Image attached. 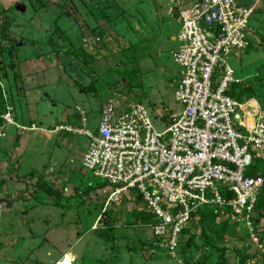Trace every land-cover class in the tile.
Masks as SVG:
<instances>
[{
    "label": "rangeland",
    "instance_id": "374dc122",
    "mask_svg": "<svg viewBox=\"0 0 264 264\" xmlns=\"http://www.w3.org/2000/svg\"><path fill=\"white\" fill-rule=\"evenodd\" d=\"M91 1L96 0H0L1 80L9 76L7 82H14L13 86H16L13 76L17 79L20 72L18 48L20 52L23 50L28 54L35 52L31 63L37 64L44 52L55 56L64 51L76 52L90 42L92 48L89 51L96 52L99 56L109 47L114 53L110 57L114 65L136 58L135 63H129L128 70L119 72L115 77L118 82L123 77L122 86L118 89L120 96L128 102L145 104L144 107L150 110L149 116L154 129L163 131L167 125L163 119L168 111L180 108L173 99V87L179 68L171 58V51L178 45L171 37L179 27L175 23H167L169 18L164 19L166 8H163L161 19H152L151 25L147 23V27H140L139 33L135 34L129 24L123 23L122 33L125 35L122 39L109 40V36L102 37V34L97 35L100 37L97 38L91 31L96 26V11L88 7ZM115 1L122 7L130 5L129 0ZM185 1L187 4L195 0ZM133 2L139 4V0ZM236 2L249 8L255 0ZM18 6L24 7L25 11L22 12V8ZM137 8L142 18L150 22L146 3L139 4ZM86 12L93 17V20L87 18L88 25L85 24V16L83 19ZM6 15L11 21L8 30L3 29ZM137 19H140L139 15ZM100 26L99 23L98 27ZM249 32L250 47L228 59L234 76L241 80L239 85L230 87V95L239 102L250 96L264 108V8H255L253 11L249 20ZM141 36L155 40L146 51L148 57L145 63L140 62L138 52H129L127 47L139 46L145 41ZM130 39L131 42L128 43ZM19 43L26 45L18 47ZM95 43L98 45L93 46ZM110 58L105 59L104 66L111 64L107 61ZM45 61L49 62L48 59ZM55 66L58 70L59 66ZM8 68H11L9 73ZM70 76L62 73L57 89L55 86H50L45 92L42 91L44 89H39L38 95L33 89L26 97L27 104L21 103V107L17 106L18 103L15 104L19 116H31L28 121H35L33 117L37 115L41 130L23 133L21 136L13 132L10 133L12 138L1 139L5 141L0 144V264H59L64 256L70 264H264V212L257 224L251 216L250 229L246 228L247 225L236 224L234 230L224 235H221L222 229L230 225L229 222L233 223L229 215H219L221 218L215 219V222L203 221L192 230L193 234L190 230L192 241L182 239L178 249L180 251L185 247V251L172 255L162 243L155 241L150 227L141 224V218L146 212L134 194L126 195L122 203L108 207L111 211L109 227L112 228L110 236L113 241L107 243L94 234V230L98 228L96 221L104 208L100 201L108 194L107 188L105 191H94L82 203H71L68 207L61 206L66 204L65 200L60 204L37 189L39 183L36 178L40 177L56 190L63 191L66 197L73 198L98 181L103 182L80 167L87 147L85 137L71 139L64 133H52L56 126L70 125L77 120L76 107L85 111L80 105L79 92L69 82L71 80L75 83ZM101 85L104 87V84ZM5 91L8 93L7 89ZM97 91L102 92V87H98ZM67 92L71 93L72 99L68 98ZM45 94L53 99L52 102L42 99ZM18 97L14 101H24V98ZM39 98L42 100L32 106L31 103ZM2 99L4 100L3 90ZM11 106L16 108L13 103ZM73 116L75 120L72 119ZM22 122L25 123L23 120ZM76 122L78 124V120ZM23 123L21 124L28 125ZM92 123H88L89 131L91 125H94ZM13 130L11 128L8 131ZM29 172H33L31 178H22ZM101 222L102 220L97 223ZM81 237L84 241L79 242ZM93 244L95 248L87 250L90 261L87 263L84 259L81 260L83 246L87 248ZM102 247H106L107 253L101 256L99 253ZM79 250L82 252L80 259Z\"/></svg>",
    "mask_w": 264,
    "mask_h": 264
},
{
    "label": "built area",
    "instance_id": "2783aa9c",
    "mask_svg": "<svg viewBox=\"0 0 264 264\" xmlns=\"http://www.w3.org/2000/svg\"><path fill=\"white\" fill-rule=\"evenodd\" d=\"M252 14L236 0H195L180 12L172 54L180 69L173 90L180 111L163 132L154 129L143 106L131 104L97 131H89L84 120L81 129H56L85 137L82 170L112 188L103 211L122 196H139L155 221L149 225L155 241L172 255L204 208L250 229L264 188V177L254 175L264 166V109L230 95L239 82L228 59L249 48ZM0 120V130H34L16 125L10 107ZM59 264L70 262L64 256Z\"/></svg>",
    "mask_w": 264,
    "mask_h": 264
},
{
    "label": "crops",
    "instance_id": "0c3cea01",
    "mask_svg": "<svg viewBox=\"0 0 264 264\" xmlns=\"http://www.w3.org/2000/svg\"><path fill=\"white\" fill-rule=\"evenodd\" d=\"M130 1V5L129 6H120L119 4H117V2L115 0H96V1H91L90 4L88 5L89 8H94L96 11V20L94 19V21H96V26L95 29H92V33H94L96 36L99 34H102L103 36H109L108 39L109 40H118V39H122L123 35H125L124 33H122V28H123V23H126L127 25L129 24L131 26V30L136 34L139 33L140 31V27H147V23H149L151 25L152 19H161L162 16V12H163V8H166V16H164V19L169 18V21H167V23L169 25L172 24H177V26L179 27L177 29V32L174 36L171 37V40L175 43H177V35L179 33V30L181 28V23H180V19H179V14L182 10L187 9L188 7H190L192 5V2H188L186 4L187 1L185 0H139V4L141 3H146L147 5V13H148V17L151 18V21L148 22V20L146 18H142L140 11L138 10V6L139 4H135L133 1L134 0H129ZM182 1V2H181ZM264 0H255L254 4L252 6H250L249 8L246 6H242L248 9H252L253 11L255 10V8H259L260 10H262L264 8ZM258 10V9H256ZM25 11V10H24ZM138 15L140 16V19L138 20L137 17ZM85 16V19H84ZM93 20V17L86 12L83 15V19L85 20V24L88 25V19ZM88 18V19H87ZM99 23L101 24L100 28L98 27ZM104 27V29L102 28ZM98 28V29H97ZM95 30V31H94ZM109 31V32H108ZM110 36H113V38H111ZM117 36V37H116ZM93 37V36H92ZM90 37V38H92ZM143 39H145V41H143L139 46L136 47H132L133 45H128V49L129 52L132 50L133 52H138L139 56L141 57L140 62H146V58L148 57L146 54V51L148 50L149 45L152 43H154V41H151L149 37L147 36H141ZM89 38V39H90ZM97 38H100L97 36ZM125 39H127L126 37H124ZM149 38V40H148ZM89 39L87 41H89ZM128 40V39H127ZM84 41V40H83ZM34 42H37L34 39ZM131 42L128 41V43ZM31 44V43H29ZM84 44V43H83ZM134 44V43H133ZM25 43H19L17 46L21 47V46H25ZM33 45V44H32ZM98 44H93V46H97ZM36 46V45H33ZM81 48H83L82 50H84L86 52V54H88V56H90V59H85V62L88 63L86 65L80 64L79 63V68L85 73V75L89 78L90 82L88 85L84 86L81 83H79L72 75L71 78L74 79L75 83H73V81H69L71 86L76 89L79 94V100H80V105L85 109L82 110L79 107H76V112H78V124H77V120L70 125H59L56 126L54 128V130L52 131V133L54 134H59V133H64L66 136L70 137L71 139L73 137H77L78 139L81 138L82 136L80 135H76V134H72V133H67L65 131H56V129L60 128L61 126L64 127H70L72 129H81V125H82V121L84 120V122L86 123V127L88 129V123H92L94 125H91V132L97 131L98 127L102 124H111L117 121V119L124 113V111L126 110V107L128 105H141L144 107L145 104H139V103H135V102H128L125 98H123L122 96H120L119 94V88L120 86H122L121 83V79L123 77H121V79L119 80V82L115 79L116 76L119 75V72L128 70L129 63H135L136 58L133 59H127V60H123L121 63H118V65H114V63L111 61V58L114 54L111 52V49L109 47H106L104 49V51H106L105 53H101L102 51H100L101 55H97L96 52H91L89 51L91 47L90 42H87L86 44L83 45V47L81 46ZM119 48V47H118ZM124 48V47H123ZM121 49V48H120ZM176 49H173L171 51V58H172V54ZM18 55H17V61L19 64V75L17 77V79L13 76V79H15L16 86H13L14 82H7L6 79H9V76L7 77H3L4 79L1 80L2 78H0V86L3 90V95H4V104H5V108L6 107H10L12 109V115L14 118V121L16 123V125L21 126V127H34V130L31 132H35V131H39L41 129L40 125L41 122L38 119L37 115H35V121H28L29 118H31V116H24L21 117V115L19 116V110L16 107L15 104L18 103V107H21L20 105H22L21 103H26V97L28 95V93L35 89V92L38 95V91L39 89H44L42 91L45 92V90H47V88H49L50 86H55V89L58 88V83L61 82V78H62V73H65L59 66L58 64V60L56 58L55 55H48L47 53H43L44 56L41 57L39 61V63L34 64L31 63L32 62V58L33 55L35 54H28L25 53V51L17 50ZM74 51L72 52H68L64 51L63 54H60L59 57L61 55H65L69 58H71V60L73 62H77L74 61L72 58V54ZM109 57L110 59H108L107 61H109L111 64L109 66H104L103 63L105 62V59ZM45 59L49 60V62H46ZM57 61V62H56ZM173 61V60H172ZM61 63V62H60ZM78 63V62H77ZM174 63V62H173ZM59 66V69L57 70V66ZM175 65V63H174ZM63 66V65H62ZM125 67V69H124ZM65 68V67H64ZM8 73L10 72L11 68H8ZM61 71V72H60ZM86 71V72H85ZM66 74L68 75V73L66 72ZM108 75V77H107ZM5 76V74H4ZM177 76V80L176 83L173 87V90L180 78V69ZM238 80V85L241 83V80H239L237 77H235ZM77 82L84 87L85 89L89 88L92 85V90L90 91H85L82 90L80 88V86L77 84ZM126 83V81H124ZM118 83L120 85H118ZM104 84V87L103 85ZM77 85V86H76ZM17 87V88H16ZM98 87H102L103 91L102 92H98L97 89ZM5 89H7L8 93H6ZM18 95L21 98H24L23 102H16L14 101L18 97ZM68 96V98L72 99L71 93L67 92L66 94ZM35 98H37L35 96ZM44 101H51L52 102V98L48 95L45 94V98ZM42 99H36L34 100L31 104H33L32 106H34L35 104H38L39 101H41ZM253 101L256 105H258L260 108L264 109L257 101H255L254 99H251L250 96L246 97L245 100H243L242 102H246V101ZM36 102V103H35ZM11 103H13V105L16 108H13L11 106ZM35 103V104H34ZM27 104V103H26ZM145 108V107H144ZM146 109V108H145ZM148 112V115H150V110L149 108L146 109ZM149 110V111H148ZM180 111V108L177 107L175 109H170L168 111V115L163 119L166 127L164 128V130L167 128V126L170 123L171 117L173 115H176L178 112ZM80 112V115H79ZM76 115V113L74 114ZM87 115H90V119L87 117ZM27 123L28 125H22L21 123L22 120ZM150 117V116H149ZM75 120V116H73V118ZM92 121V122H91ZM79 122H80V126H79ZM23 123V124H25ZM97 123V124H95ZM14 129L12 132L8 131L9 129ZM163 130V131H164ZM161 131V132H163ZM15 132L16 134H18L19 136H21L20 133H18V131L14 128V127H9L7 130H0V144H3V141H1L2 138L4 139H10L12 138L13 135H10V133ZM5 134V136H2V134ZM86 145V144H85ZM85 149V146H84ZM59 150V149H58ZM86 150V149H85ZM83 157V156H82ZM82 160V158H81ZM81 166V163H80ZM261 172L264 173V166L263 169L261 170ZM210 210H212L210 208ZM81 241H84L82 239V237L80 238ZM82 244V243H81ZM96 244V243H95ZM95 244H93L91 247H85L84 251H83V257L81 258L82 252L80 251V257L78 259L81 258L84 259V261H90L89 257V252L87 251L88 249H94L95 248ZM99 244V243H98ZM80 249V248H79ZM101 252L99 254H101V256L104 253H107L106 247H102V249L100 248ZM95 252V251H94ZM97 253V252H95ZM65 254V253H64ZM63 254V255H64ZM78 256V254H76ZM96 256V255H95ZM97 256L98 253H97ZM61 258V257H60ZM80 260V262H82ZM91 263V262H90Z\"/></svg>",
    "mask_w": 264,
    "mask_h": 264
},
{
    "label": "trees",
    "instance_id": "16d2710c",
    "mask_svg": "<svg viewBox=\"0 0 264 264\" xmlns=\"http://www.w3.org/2000/svg\"><path fill=\"white\" fill-rule=\"evenodd\" d=\"M9 25H11V21L8 20V16H7L6 23L4 26L5 28L3 27V29L8 30ZM263 50H264V47H263ZM59 55H60V53H58L56 55V58L58 60V64H59L60 68L66 73V68H64L62 66V64L60 63ZM72 58L74 61H77L78 63L83 64V65H86L88 63L85 62V59L86 58L90 59V56H88V54H86L85 51L78 49L76 52L75 51L73 52ZM77 84L80 86V88L82 90H85V91L92 90V85L89 88L85 89L78 82H77ZM4 112H5V104H4V100L2 99V90L0 88V115ZM1 125H2V121L0 120V126ZM32 173L33 172H29L27 175L22 176V178H25V179L31 178L33 175ZM254 175L255 176L261 175L264 177V174H262L261 172H258V171H255ZM36 180L39 183V185H37V189L41 190L49 198L55 200L56 202H59L60 204L62 203V200H65L66 204H61L62 207H68L71 203H82L92 192L98 191V190L99 191H105V189L107 188L109 190V192H107L108 194H106V196L104 197V200L100 201L102 203V207L103 206L105 207L108 196L112 193V188L106 182L98 183L99 182L98 181L93 186H90V187L84 189L83 192H81L79 195L76 194L75 195L76 197H73V198L72 197H66L64 195L63 191L56 190L52 185H50L48 182H44L40 177H37ZM1 182H4V181H1ZM136 197L142 203V200L140 199V197L139 196H136ZM121 198H122L121 200L123 201L124 196H122ZM73 199H76V201L72 202L71 200H73ZM109 206H107L105 211H103V209L101 210L102 212H101V216H100L98 222L101 220H102V222L100 224L97 223L98 228L94 230V234L96 235V237H98L99 240H102L103 242H107V243H110L111 241H113L112 237L110 236V232L112 231L111 230L112 228H110L109 226H110V220H112V218H111V211H109V208H108ZM262 212H264V188L261 191V193L259 194L257 204L253 210L252 216L254 217V223L257 224L262 219ZM220 218L221 217H219L217 209L210 210V208H204L203 210H201L197 214V216L192 219L191 226L187 230L182 232L181 237H180L179 246L181 245V243L183 241L182 239H188V241H192V239L190 238L191 233H192V230L194 231L196 229L197 225H199L203 221L215 222V219H220ZM103 221L105 223H103ZM140 222L144 226H149V225H152L155 221L151 216H147V214H145L141 218ZM228 224H230V225H227L222 229L221 235H224L225 233L234 230L237 227V225H239V224L236 225L235 222H233V223L229 222ZM105 225H106V228H105ZM190 230H191V233H190ZM186 245H188V244H186ZM179 246H178V248H179ZM184 251H185V247H184V249L181 248L180 251H179V249H177L178 254L179 253L182 254V252H184Z\"/></svg>",
    "mask_w": 264,
    "mask_h": 264
},
{
    "label": "water",
    "instance_id": "95a60500",
    "mask_svg": "<svg viewBox=\"0 0 264 264\" xmlns=\"http://www.w3.org/2000/svg\"><path fill=\"white\" fill-rule=\"evenodd\" d=\"M19 7V6H18ZM22 8V12L24 11V7H19ZM59 60L63 67L66 68V72L69 75H72L79 83L82 85L86 86L89 84L90 80L89 78L85 75V73L79 68V63L73 62L71 58L61 55L59 57Z\"/></svg>",
    "mask_w": 264,
    "mask_h": 264
},
{
    "label": "bare ground",
    "instance_id": "6f19581e",
    "mask_svg": "<svg viewBox=\"0 0 264 264\" xmlns=\"http://www.w3.org/2000/svg\"><path fill=\"white\" fill-rule=\"evenodd\" d=\"M240 225V224H239Z\"/></svg>",
    "mask_w": 264,
    "mask_h": 264
}]
</instances>
